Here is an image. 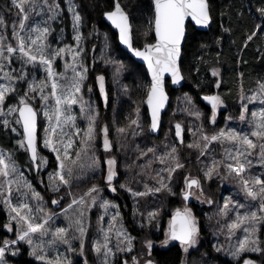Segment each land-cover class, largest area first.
Returning a JSON list of instances; mask_svg holds the SVG:
<instances>
[{"label":"snow or ice","instance_id":"6c2138e0","mask_svg":"<svg viewBox=\"0 0 264 264\" xmlns=\"http://www.w3.org/2000/svg\"><path fill=\"white\" fill-rule=\"evenodd\" d=\"M12 5L16 8L18 17V24L13 23L11 26L12 35L16 41L15 46L7 41V37L3 32H0V79L4 81L0 83V118H2L0 124L5 129L16 133L19 137L16 144L29 153L30 162L35 165L37 172L48 165L47 157L40 155L39 144L42 143L43 148L49 149L51 153L55 154L56 167L53 172L49 173V183L54 192H59L62 186H71L70 177L73 176L74 166L81 159V152H86L91 148L96 137L95 120L98 112H94L89 106L90 114L86 117L87 128L83 131L82 138L79 140L80 150L74 151V146L77 145L75 137L81 136V129L76 126V116L73 114L72 106L79 104L80 111L84 112L87 104L82 95L83 84L87 79L88 72V68L84 65L82 59L84 51L82 47L83 33L80 30L82 17L77 10L78 5L75 0H68L67 11L71 13L75 46L65 44L63 47L53 48L48 42L49 36L55 31L50 21H54L61 15L63 9L60 4L56 0H53L52 3H49V0H40V3H37V0H12ZM37 8L41 12H50L51 15L42 23L33 20L29 24L30 16L37 11ZM152 10L153 15L149 20L147 31L154 34L155 43L145 44L143 50L133 46L132 24L121 0H112L111 10H107L104 15L111 22V25H114L115 29L118 30L119 41L126 45L135 57H139L147 63L151 80L146 103L150 108V127L153 131H157L160 124V113L168 100L165 91V74H170L173 84H179L184 79L179 62L182 45L186 41L188 25L206 27L210 24L212 17L209 0H152ZM259 11L264 16V8L259 9ZM0 28H6L2 17H0ZM261 30H264V26L257 28V31ZM145 35H147V32H145ZM255 35L256 32H253L247 39L252 40ZM69 53H71V62L65 60V71H56L54 68L56 58L66 57ZM13 58L20 62L21 66L18 73L12 67ZM28 66L35 69L42 67L45 73L44 79L37 80L35 76L29 79ZM69 70L72 73L70 77L67 74ZM212 75L218 76V70L213 69ZM240 76L242 79L243 73ZM97 80L100 92L104 93V99L107 102L105 77L100 75ZM20 82H26V90H17ZM215 86L220 87L219 83H216ZM88 90L91 91V88ZM9 95L15 96V102L8 104L5 108L6 99ZM203 99L211 104V122L214 124L217 109L224 101L219 94L205 95ZM37 100L41 102L39 108L34 106ZM240 100L242 111L239 118L242 121H250L249 132L223 129L211 136L202 132L200 138L204 142L203 146L194 141L188 147L198 148L201 154H204L212 142L230 143L232 145L233 150L225 151V157L229 162L224 163L213 158L211 166H206L204 177L211 180L214 171L219 175L217 169L222 165L228 170V175L234 173L240 179L246 196L257 202L255 211H248L244 214H241L238 209L245 208L246 205L232 201L231 197L223 205L225 215L229 209V204L237 209L235 218L227 225L229 236H235L238 230L242 234V238H237L234 247L230 245L231 256L238 262L242 260V264H256L252 259L242 258L246 253H261L264 255V248L260 246L261 241L257 235L258 226H264V178H261L264 173L247 178L244 174L252 163L249 157L257 148H259L260 162L264 164V80L257 82V88L252 91L251 95H246L241 90ZM257 102L260 105L259 108L255 111L250 110L248 105ZM93 112L94 114H92ZM138 114L139 109H137V116ZM194 114L197 117L202 115L199 110H196ZM9 116L13 119L10 120ZM41 116L44 120L43 127L39 123ZM131 123L136 125L137 128L141 127L138 119L132 120ZM38 129L43 132L42 137H38ZM100 131L103 149L105 152H110L112 144L108 138V126L104 125ZM117 131L123 133L125 129L119 128ZM182 133L183 128L181 124L177 123L175 125V135L181 138L180 143H183ZM147 152H154V149L148 148ZM147 152L142 154L146 155ZM176 153L177 149L172 147L170 152L159 157L161 164H167L166 168L161 169V171L167 173L169 180L177 169L184 167L179 160V156L175 155ZM73 157L75 158L73 159ZM104 163L107 165L106 186L115 192L117 189L113 181L118 175L116 158L109 156ZM91 166H101L99 157L94 156L92 158ZM184 184L183 198L185 200L193 195V187L201 194L203 193L199 179L186 177ZM120 187L126 188V185H120ZM23 189H28V191H23ZM162 189L172 191L169 185L164 183L163 178L158 181L155 187L145 185L144 192L132 191L131 188H126L127 191L132 193L133 197L154 194ZM99 191L100 189L97 186H93L78 200L73 198L68 208L64 209L65 217L69 220L68 226L56 227L53 230L49 225L53 216L45 214L44 209L37 205L36 213L42 214L37 217L28 202L30 195L41 201L43 198L33 189L31 183L24 176L17 162L12 158V153H6L3 149H0V202L8 209L9 216V223L5 227L11 232L13 231L12 221L18 226L16 239L0 241V264H8L6 254L10 253L12 256L18 254L19 250L16 246L21 241L31 246V255L41 264H71L67 256L60 254L59 249L54 248V246L63 244L67 246L66 251L75 252L76 249L71 242L74 239L79 242V250L83 254L89 226L88 210L96 206L97 197L93 193L98 194ZM13 192L19 194L15 198L16 203L13 202ZM85 197L89 199L86 200ZM208 202L211 203V201ZM51 203L58 205L59 201L52 200ZM73 205L80 206L75 217L68 216ZM100 207L105 210V214H108L110 207L118 208L119 206L105 200L100 203ZM247 207L251 208L252 205ZM156 215L157 212L148 213L149 222ZM119 216L120 213L116 211L111 216V222L107 229H101L103 233L102 241L93 240L92 242V250L97 256L101 257V264H114L117 252L132 251L134 237H131L123 227L114 229V224ZM99 220L102 221L103 216L99 217ZM114 230L117 241L115 251L113 247H110V233ZM70 232L72 233L71 238L69 237ZM198 232L197 221L191 209L185 208L183 212L177 210L173 219L169 221L167 239L163 243L167 244L169 240L179 241L184 251L187 252L196 243ZM49 234H51L50 239L44 241L43 237L49 236ZM34 237H36L35 240ZM146 244L150 255V250L153 247L152 241L149 240ZM53 248L56 254L50 256L48 250ZM123 264H128V261L125 260ZM132 264H140V261L136 257H132ZM145 264H153V261L151 259L146 260Z\"/></svg>","mask_w":264,"mask_h":264},{"label":"trees","instance_id":"16d2710c","mask_svg":"<svg viewBox=\"0 0 264 264\" xmlns=\"http://www.w3.org/2000/svg\"><path fill=\"white\" fill-rule=\"evenodd\" d=\"M58 1L63 2L64 0ZM78 1L82 4L83 8V31L89 44L88 56L103 53L105 58L114 59L119 51L124 52L119 44L117 33L104 20V13L107 10H111L112 0ZM121 3L131 16L135 45L137 47H143L145 44L151 43L153 40L155 41L152 32L147 31V35H143V33L148 30V23L153 15L152 0H121ZM209 4L213 17L211 28L208 31H201L192 24L188 25L181 60V67L185 76V85L177 90H173L170 84L168 85L172 101L163 116V127L159 136L150 133V121L147 109L144 106L149 86L148 73L144 65L135 62L128 55L125 63L132 66L135 70L131 76V81L129 82L131 87L126 85L130 89L129 96L131 104H128V101H124L122 105L119 106L117 117H121L124 122L121 124L116 120L115 124L117 129L124 128L126 131H129L126 138L121 136L119 141L120 143L123 140L126 143L123 146L126 148L125 150H120V145H116L115 143L114 127L111 124L112 120H109L107 124L100 122L101 125L104 124L108 126V138L110 141L111 138L114 140L110 152L114 157H117L121 165L125 162V165L134 168L137 160L140 158V156H137V153L140 152V154H142L147 152L148 148H153L154 152H147V154H150V156L155 155L157 159L159 158V154L161 156L163 155V152L169 150V146L166 144L169 142V139L166 137V132L164 133L165 121L169 119V113L178 93L191 96L193 100L204 109L205 115L211 113V111L209 104L203 99V97L205 95L219 94L225 103V108L219 116L218 123H221L220 126L224 125L222 122H224L226 117L229 116V118H231L229 123L230 127L234 128L237 126L240 111L239 71L241 70L243 73L247 89L256 77L264 75V30L257 31V28L264 26V16H262L259 11V9L264 8V0H209ZM14 8L12 0H0V17L3 18L4 22H7L8 24L10 23ZM258 23H261V25H258ZM11 30L10 25L6 30L10 33L7 37H10L8 41L13 42L14 39L11 36ZM55 30L56 32H61L62 27L57 25ZM65 32H70L69 25L65 28ZM253 32H256V35L252 40H248L247 37ZM103 37L105 38L104 40ZM145 40H148V42ZM66 42L69 43L71 40L68 39ZM113 51L115 54L112 53ZM17 61L13 58V62L16 63ZM213 69H219L218 76L212 75ZM92 72L94 75L104 74L103 72L96 70V67H94ZM92 72L90 71V75ZM108 76L110 78V83L105 79V88L108 96L110 90L113 104L111 99L108 98L109 106L106 107L107 115H109L116 106L114 84L111 75L108 74ZM216 83H219V88L215 86ZM126 86L125 84L120 83V87L123 88V91L129 92ZM138 86L140 87L137 88ZM17 90L22 91V86L18 85ZM119 93H121V91H119ZM134 98L137 102L136 109L132 108ZM8 101H15V96L10 95ZM140 107L143 110V114L140 117L142 125L140 128L135 126L130 127L129 125H132L131 121L135 120L134 116L137 115V109ZM113 115L114 113L112 116ZM182 136L183 143H180L177 137L178 156H184L186 153L191 152V149L187 146V143L190 142V132L185 131L183 128ZM17 139H19V137L15 133L5 129L3 125L0 124V149H3L6 153H12V158L17 162L18 166L31 172L32 177L36 178L37 171L35 166L30 162L29 153L18 147L16 144ZM212 150H221L225 152L227 149L224 143L215 142L212 145ZM229 150H233V148ZM258 152L259 148H257L256 153L253 155V165L258 170L257 175H261L264 173V164H261ZM226 160L227 159L225 158L223 162L226 163ZM151 164L152 163H149L147 169L149 177L146 180L141 176V182L134 179V177L140 174L136 167L134 168V171L131 172V176L128 175V177L124 172H121L120 176V169L118 167L119 175L114 180L117 190L110 198L112 199V202L114 201L118 204L124 226L131 237H134V250L131 255L135 254L138 258L139 256L144 255L146 251L145 249L147 248V241L153 240L158 242V244L163 243L167 237L166 229L169 228V221L172 220L173 215L177 210L184 211L185 208H187L185 205V199L181 195L180 188L173 189L171 186V192L164 191L158 196L147 195L141 198H135L132 193L130 194L128 193L129 191L127 192L126 188L140 191L145 189V185L153 187L154 183L160 180L161 176L159 170L164 166L157 168L155 165L151 168ZM50 165L53 169L56 167L55 159H52V157L50 158ZM261 178H264V176ZM226 179H229L231 182L229 188L226 187ZM33 181H36V179H33ZM106 183L105 174L103 178L94 175L84 184H79L78 187L82 188L81 191H86L94 184L103 186ZM120 185H126V188H121ZM240 187V179L234 173L228 175V170L221 165L219 177L211 188V206L213 209L209 208L207 211L209 212L210 210H213L218 216L224 215L228 218L217 224L219 221L217 217L210 216L208 213L200 212L199 209H196V216H200L202 219H211L214 225L217 224V226L213 227L214 231L208 230V222L204 221L200 226V237L202 236V241L196 238V243L185 252L180 243L169 240L171 243L168 247L157 245L153 248L152 260H154L156 264H238L234 261L231 254L228 257L222 246L220 252L225 255V257H223L211 242V238L214 232L220 234L229 231L227 225L235 218V212L237 211V209L233 208L232 204H229L227 214H224L223 205L225 201L221 196V191L223 189L226 191L229 190V193L233 190L240 189L239 194L236 196L237 201L240 204L246 205L245 208L238 209L241 214L256 210L255 206L257 202L250 200ZM169 194L172 195L165 198V196ZM248 205H252V207L249 208L247 207ZM53 206L58 207V205L54 204ZM190 206H192V204ZM153 209L158 210L162 216L160 225L153 220L149 222L148 213L152 212ZM57 210L59 209H55V211ZM98 218L99 217L97 216L96 220H98ZM8 222L9 216L7 208L2 202H0V237L8 235V230L5 227ZM104 222L105 221H102L101 224ZM96 226V223H94L90 229H94ZM258 227L259 231L257 235L261 241L260 246L264 248V226ZM92 242V240H89L90 244ZM140 244L143 245V249L135 251L136 245ZM152 252L150 254H152ZM86 255L87 260L91 262V264H100L96 253L86 252ZM249 257L258 260L259 264H264V255L261 253ZM18 262L20 264H41L28 257L26 247L23 248V252L20 255Z\"/></svg>","mask_w":264,"mask_h":264},{"label":"rangeland","instance_id":"374dc122","mask_svg":"<svg viewBox=\"0 0 264 264\" xmlns=\"http://www.w3.org/2000/svg\"><path fill=\"white\" fill-rule=\"evenodd\" d=\"M52 2H53V0H49V3H52ZM56 2H58L60 4L63 11L57 19H55L54 21H50V23H51V26L53 29H55L57 27V25H60L62 27V31L61 32H56V30L53 31L48 38V42L52 45L53 48L63 47L65 44H71V45L75 46L74 34L72 31L71 13L67 11L68 0H64L63 2H59L58 0H56ZM37 3H40V0H37ZM75 3L78 5L77 10L79 11V13L82 17V24H81V29H80L81 32L83 33L82 47H83L84 51L82 53V59H83L84 65L88 68V72H87V79L84 81L83 88H82L83 100L85 102H87L86 109L84 112H81L79 109V104L72 106L73 107V114L76 116V126L81 129V136L75 137V139L77 141V145L74 146V151L80 150L79 149V140L82 138L83 131H85L87 128L86 117L90 114L89 106L92 110H94V112H98V115L96 116V120H95V130H96L95 140L92 142L91 148H89L86 152H81V159L74 166L73 176L70 177L71 186L69 187L68 185H64L60 188L59 192H54L52 190L50 183H49V173L53 172V170H54L50 165V158L52 157V159L53 158L55 159V154L51 153L49 149L43 148L42 143L39 144L40 155L47 157L48 165L46 167H43L39 172H37V177L33 178L31 172L24 170L22 167H19V168L23 172V174L27 178V180L31 183L33 189L36 192H38L40 194V196L43 198L41 201V200H37L36 198L32 197L31 195L29 196L28 202L32 206L33 212L37 215V217L42 215L40 213H36V206L39 205L40 207H42L44 209L45 214H51L53 216V219L49 222V225L51 226V228L53 230L56 227H67L68 226L69 220L65 217L64 209L68 208V205L72 203L73 198H76L78 200L82 195L87 193L93 186H97L100 189L98 194L93 193V195H96V197H97L96 206L91 207L88 210L87 219L89 221V226H88L87 238L85 241V247H84L83 254L80 253L79 242L77 240H74V239L71 242H72L73 247L76 249L75 252L66 251L67 246L63 245V244H58V245L54 246V248L59 249L60 254L67 256L68 260L71 261V264H85V262H86V264H91V262H89L87 260V255H86V252H94L92 250V243L90 244L89 240H92V241L93 240H101L102 241L103 233H102L101 229L102 228L107 229L109 223L111 222V216L116 211H118L120 213V209H119V207L118 208L110 207L108 209V214H105V210L100 207V203L102 201H105V200L109 201L113 205H118L116 202H114V201L112 202V199H110L116 191L113 192L110 187L106 186V184L103 186H100L99 184H94V185H92V187L90 189H88L86 191H81L82 188L78 187V185L81 183L84 184L89 178L93 177L94 175H98L99 177L103 178V176L105 174V180H106L107 165L104 163V161H106V159L109 156H114V155H112L111 152H105L103 149V140H102V134H101L100 130L104 124L101 125L100 122L107 124L109 122V120H112L111 124L114 127L115 143H116V145H120V150L123 151L126 149L125 147H123L126 143L123 140L121 142H124V143H121V142L119 143V141H120L121 136L126 138V135L129 131L125 130L123 133H120L117 131L119 128L117 129L115 124H116V120L118 123H121V124H123V122H124L121 117H117V114L119 111V106H121L124 101H128V104H131L130 96H129L130 89L127 86L131 87L129 82L131 81L130 80L131 76L135 72V70L132 68V66H129L128 64L125 63L128 55L130 57H131V55L122 47L121 48L124 50V52L119 51L117 56L114 59L105 58L103 53L95 54L94 56H88L89 44H88L87 37L83 31V23H84L83 8H82V4L78 0H75ZM50 15H51L50 12H47V11L41 12L40 9L37 8V11L30 16V20L28 23L31 24L33 20L42 23L44 20H47ZM13 23L18 24V17H17L16 8H14V10H13V16L10 19V23L8 24L7 22H5L6 28H0V32H3L4 35H6V37L8 35H10V33L6 30L10 25L12 26ZM68 25L70 26V32L67 33V32H65V28ZM258 25H261V23H258ZM145 32H147V30ZM145 32L143 33L144 36H146ZM11 36L13 37L12 30H11ZM61 37H63V38H61ZM9 38L10 37H7V41ZM13 39H14V37H13ZM68 39H70L71 42L67 43L66 41ZM104 39L105 38L103 37V40ZM145 41L148 42V40H145ZM8 42L12 43L13 46H15V44H16L15 39L13 42H11V41H8ZM153 42H154V40L151 43H153ZM148 44H150V43H148ZM112 53L115 54L114 51ZM66 59L69 63L71 62V53H69L66 57L62 56V57L56 58L55 63H54V68L56 69V71H58V72H64L65 71L64 63H65ZM133 60L135 62H137L135 59H133ZM16 61H17V59H16ZM20 66L21 65H20L19 61H17L15 63L12 60V67L16 69L17 73L20 71ZM94 67H96V70H99V71L103 72L104 74L94 75L92 72ZM27 70L30 73L29 79H31L32 76H35L37 78V80L44 79V77H45V73H44L42 67L39 69H35V68H32L31 66H28ZM216 70H218V72H219V69H216ZM90 71L92 72L91 75H90ZM241 73H242V71L240 70L238 73L239 79H240V92H241V90H243V92L246 95H251L252 91H254L257 88V82L264 80V75L256 77L252 81V83L250 84V87L247 89V87L245 86L244 77L241 79V76H240ZM67 74L70 77L72 75L71 70H69ZM108 74L111 75V79L113 81L114 89H115V93H116V96H115L116 106H115L114 110L109 113V115H107V113H106L107 108L104 105V101L102 98V92H100L99 82L97 80L98 76L103 75L105 77L106 81L109 82L110 78H109ZM3 82L4 81L2 79H0V83H3ZM62 83H63V81H62ZM120 83L125 84V86L127 85L126 87H127V90L129 92H124L123 88L120 87ZM18 85L22 86V91L26 90V82H20ZM141 86H142V82H141ZM139 87L140 86H138L137 88H139ZM149 87H150V79H149L148 90H149ZM89 88H91V91L88 90ZM119 91H121V93H119ZM107 96H108V94H107ZM8 98L6 99L5 108H7L8 104L15 102V101H13V102L8 101ZM108 98L111 99V101H112L110 90H109ZM40 104H41V102L39 100H37V101H35L34 106L39 108ZM112 104H113V101H112ZM240 104H241V100H240V93H239V110H240L239 111V117H240V114L242 111ZM249 105H250L249 109L252 111L257 110L260 106L258 104V102L255 104H249ZM144 106H145V101H144ZM209 106H210L211 113L205 115L204 109L201 108L196 103V101L193 100V98L191 96L185 95L182 93H178L176 99L174 100L173 107L169 113V119L165 121L164 133L166 132V137L169 139V142L166 143L169 146V148H168L169 150H166V152H163V154L170 152L172 147H175L176 149L178 148V145H177L178 140H177V136L175 135V125L177 123L181 124V126L185 129V131L190 132V142L187 143V146L193 144L194 141L197 143H200L201 146H203L204 142L200 138L202 132L208 136H211V135H213V134H215L218 131L223 130V129H235L236 131H239V132H249L250 131V121L249 120L242 121V120H240V118H238V120H237V126H235L234 128H231L229 125L231 118H229V116L226 117L224 122H222L224 125L220 126L221 123H218V119H219V116L222 114V111L225 108V103H223L222 105H220L218 107L217 112H216V117H215V123L213 124L211 122V116H212L211 104H209ZM132 108H134V109L137 108V102H136L135 98H134L133 103H132ZM138 109H140L139 114H138V116L137 115L134 116V118H135V120L138 119V123L140 125H142L140 117L143 114V110L141 109V107ZM146 109H147V107H146ZM196 110H199V112L202 113V115L197 117L194 114ZM94 112L92 114H94ZM113 113H114V115L112 116ZM189 113H193V114H189ZM147 114H148V109H147ZM8 118L10 120L13 119V117H11V116H9ZM148 118H149V115H148ZM0 119H2V118H0ZM149 121H150V118H149ZM39 123H40L41 127L44 126V120H43L42 116L40 117ZM129 126L130 127H132V126L136 127V125H133V124L129 125ZM149 131H150V124H149ZM42 136H43V132L39 130V137H42ZM214 143L215 142H212L210 144L207 152H205L204 154H201V151L198 148L189 147L191 149V152L186 153L184 156H179V160L184 165V167L177 169L175 171V173H173V175L171 176L170 180L167 178V173L161 171V169L166 168L167 164H161L160 160L158 161L159 158L157 159V157L155 155H153V156H150V154L144 155V154H140V152H138L137 156H140V158L137 160L136 165H135V167L137 168V171H139V173H140L136 177H134V179H136L138 182H141L140 181L141 176L144 177L146 180L149 177V174L147 171V169L149 167V163H152L151 168H153L155 165L157 166V168L164 166L163 168H160V170H159V174H160L161 178L164 179V183L168 184L170 188H171V186L173 187V189L180 188L182 196H183V191L185 189L184 180L186 177L196 178V179L200 180L201 186L203 188V193L201 194L199 191H197L195 189V187H193V189H192L193 195L191 196V201L188 204L187 201L185 200V205L187 206L188 209H191V212L197 221V225L199 228L197 238L200 239L201 241H202V236L200 237V234H201L200 226L203 224L204 221L208 222L207 229L214 231L213 227L217 226V224L219 222L225 221L228 218L224 215L218 216L213 210H210L209 212L207 211V209L212 208L211 203H209L208 201H211V195H210L211 194V188L214 185L217 178L219 177V175H217L216 172L214 171L212 179L208 180L204 177V171L206 169V166H211V161L213 158H215L217 161H224V159L226 158L225 152H223L221 150H219V151L212 150V145ZM111 144L112 145L114 144L113 138H111ZM224 145H225L227 150L232 149V145L230 143H224ZM256 150H254L252 156L249 157V159L251 160L252 163H251V166L247 169V172L244 174L246 176V178L249 177L250 175L256 176L258 174L257 168L254 167V165H253V155L256 153ZM175 155H178V154L176 153ZM94 156L99 157V159L101 161L100 167L91 166L92 158ZM158 157H160V154L158 155ZM74 158L75 157H73V159ZM115 158L117 161L116 171H117L118 175H119V170H118V167H119L120 176H121V172H124L127 177H128V175L131 176V172L134 171L135 167L132 168L129 165L128 166L125 165V162H124V164L122 163V165H121L119 163L117 157H115ZM227 162H229V161L226 160V163ZM217 170L220 174L221 166H219ZM140 171H143V172H140ZM118 175H117V177H118ZM33 179H36V181H33ZM225 182L227 185L226 187L229 188V186L231 185V182L229 181V179H226ZM113 184L115 185L114 181H113ZM157 184H158V181L154 183L153 187L157 186ZM240 186H241L240 188L244 192V189H243L241 182H240ZM23 191H28V189H23ZM132 191H137V190L132 189ZM144 191H145V189L140 190L139 192H144ZM164 191H168V190L162 189L160 192H157L154 194H149V195L158 196L161 193H163ZM239 191H240V189L239 190H233L232 192L229 193V190L226 191L225 189H223L221 191L222 199L224 201H226L229 197H231V199L233 201L238 202L236 196L239 194ZM128 193L131 194V192H128ZM18 195H19L18 193L13 192V198H14L13 202L14 203L17 202L15 198ZM170 195H172V194L166 195L165 198L169 197ZM135 198H141V197H135ZM21 199H23V198L21 197ZM85 199L87 200L89 198L85 197ZM52 200H58L59 201L58 207L53 206V204L51 203ZM191 204H192V206H190ZM79 207L80 206H78V205H73V208L69 211L68 216L75 217L78 214ZM55 209H59V210L55 211ZM196 209H199L200 212H206L210 216L217 217L219 219V221L217 222L216 225H214L211 219H202L200 216H196V212H195ZM7 211H8V209H7ZM152 212H157V215L152 220L156 221L157 224L160 225L161 221H162V216L160 215L159 211L153 209ZM97 216L98 217L103 216L102 221H105V222L103 224H101L102 221L99 220V218H98V220H96ZM11 223H12L13 231H11V232L8 231V235H6L4 237H0V241H3L5 239H8V240L16 239V232L18 230V226L16 225V223L14 221H12ZM94 223H96V225H97L96 228L90 229ZM120 227H123V229H125L127 231V233H129L128 230L125 228L124 223L121 219V214L117 218V221L114 224V229L120 228ZM207 232H211V231H207ZM166 233H168V228L166 229ZM228 233H229V231H227L225 233H220V234H216L214 232L212 235V238H211V242L217 248V250L219 249L218 250L219 252L221 251V247L223 246L225 253L229 257L230 245L234 247L236 245L237 238L238 237L242 238V234H241L240 230H238L236 232L235 236H229ZM71 235H72V233L70 232L69 233L70 238H71ZM50 236H51V234H49V236L43 237V240L48 241L50 239ZM110 237H111L110 247H113V250L115 251V244L117 242L116 236H115V230L112 233H110ZM166 238H165V240H166ZM35 239H36V237H34V240ZM150 241H152V244H153V247L150 250V253H151L153 251V248H155L157 245L162 246V247H168L171 243L170 241H172V240L168 241L167 244H164V243L158 244V242H155L153 240H150ZM172 242H174V241H172ZM16 247L19 250L18 254L16 256H12L10 253L6 254V260L8 261V264H20L18 262V260L20 259V255L22 254L24 247H26L27 254H28V257L30 259L35 260L37 262H40V261L36 260L35 257H33L31 255V246H29L28 244L21 241V242H19V244ZM54 248L48 250L50 256H54L56 254ZM138 249H143V245H141V244L136 245L135 251ZM133 250H134V244H133V240H132V251L131 252H117L115 259H114V264H123V262L125 260L128 261V264H132V257H136L137 260L140 261V264H145L146 260H149V259L152 260V258H153V252H152V254L149 255V250L147 248L145 249L146 251H145L144 255L139 256V258L135 254L131 255ZM151 255H152V257H151ZM221 255L223 257H225V255L223 253H221ZM254 255H259V253H246V254H244L242 259H252L249 256H254ZM97 257H98L99 263L101 264V257H99V256H97ZM252 260H254L256 262V264H259L258 260H255V259H252ZM152 261H153V264H156L154 260H152ZM234 261L238 264H242V260L238 262L236 259H234ZM185 264H187V263H185Z\"/></svg>","mask_w":264,"mask_h":264},{"label":"water","instance_id":"95a60500","mask_svg":"<svg viewBox=\"0 0 264 264\" xmlns=\"http://www.w3.org/2000/svg\"><path fill=\"white\" fill-rule=\"evenodd\" d=\"M209 7H210V4H209ZM128 14H129V13H128ZM210 14H211V9H210ZM211 17H212V14H211ZM129 18H130V22H131V24H132V20H131V16H130V14H129ZM104 20H105V22H107V23L111 26V28H112V29L117 33V35H118V30L115 29L114 25H111V22L107 20V18H106L105 15H104ZM212 23H213V17H212V20H211V22H210V24H209L208 26H206V27H203V26H194V27H196L197 29H199V30H201V31H208V30L211 28ZM186 36H187V34H186ZM118 40H119V38H118ZM132 40H133V35H132ZM153 43H155V41H154ZM153 43H150V44H153ZM119 44H120V46H121L123 49H125V50L131 55V57H132L133 59H135L138 63H140V64H142V65L145 66L146 71H147L148 76H149V79L151 80V74H150V72L147 70V63H146L145 61H143L141 58H139V57H135L134 54L131 52V50L128 49L127 46L124 45L122 42L119 41ZM133 46L136 47L135 44H134V42H133ZM183 47H184V44L182 45V49H181V57H180V62H179V63H180L181 73H182L184 79H183L179 84H173V83L171 82V76H170V74H165V91H166V93H167V95H168V100H167V102H166L165 107L162 109V111H161V113H160V124H159V129H158L157 131H153V130L151 129V127H150V133H151L152 135H155V136H159V135H160V133H161V131H162V127H163V116H164L165 112L168 110L169 105H170V103H171V101H172V96H171V94H170V92H169V86H168V85L170 84V86H171V88H172L173 90L180 89V88H182V87L185 85V76H184V74H183L182 67H181V60H182V55H183ZM138 48H140L141 50H143L144 46H143V47H138ZM105 90H106V88H105ZM106 92H107V91H106ZM102 98H103V101H104V105H105V107H108V106H109V99H107V102H105V99H104V93H102ZM146 101H147V98H146V100H145V106H146L147 109H148V115H149L150 122H151L150 108L147 106ZM38 132H39V129H38ZM178 139H179V141H180L181 138L178 137ZM34 166H35V165H34ZM186 201H187V203H189V202L191 201V197H190L188 200H186ZM179 211L183 212L182 210H179ZM175 214H176V213H175ZM175 214L173 215V217L175 216ZM173 217H172V219H173ZM175 242L180 243L179 241H175Z\"/></svg>","mask_w":264,"mask_h":264},{"label":"bare ground","instance_id":"6f19581e","mask_svg":"<svg viewBox=\"0 0 264 264\" xmlns=\"http://www.w3.org/2000/svg\"><path fill=\"white\" fill-rule=\"evenodd\" d=\"M126 10V9H125ZM132 35H133V30H132ZM133 42H134V38H133ZM134 44H135V42H134ZM136 46V45H135ZM137 47V46H136Z\"/></svg>","mask_w":264,"mask_h":264}]
</instances>
